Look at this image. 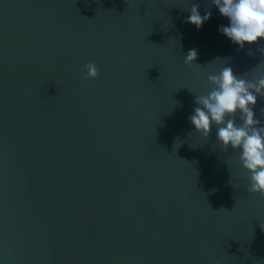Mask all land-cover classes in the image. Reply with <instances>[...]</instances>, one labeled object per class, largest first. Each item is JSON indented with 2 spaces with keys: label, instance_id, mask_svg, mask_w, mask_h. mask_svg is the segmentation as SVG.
Masks as SVG:
<instances>
[{
  "label": "water",
  "instance_id": "water-1",
  "mask_svg": "<svg viewBox=\"0 0 264 264\" xmlns=\"http://www.w3.org/2000/svg\"><path fill=\"white\" fill-rule=\"evenodd\" d=\"M228 24L211 0H0V264H264V195L189 120L209 74L264 72Z\"/></svg>",
  "mask_w": 264,
  "mask_h": 264
},
{
  "label": "clouds",
  "instance_id": "clouds-1",
  "mask_svg": "<svg viewBox=\"0 0 264 264\" xmlns=\"http://www.w3.org/2000/svg\"><path fill=\"white\" fill-rule=\"evenodd\" d=\"M220 14L229 20L227 26H220L219 32L233 44L244 49L245 45L258 44L264 40V0H211ZM211 5L201 15L198 4H192L190 15L185 23L202 29L211 18ZM264 54V46L257 49ZM251 55V53H249ZM198 50L190 49L185 56V64L200 68L195 61ZM264 63V62H262ZM261 64L252 70L254 77L248 74L236 75L232 67L226 65L218 73L209 74L207 80L211 85L206 94L195 95L198 105L189 117L195 130L202 137L209 139L213 126L216 138L222 150L229 148L237 152L243 169L248 174L247 191L250 194L264 195V123L256 118L254 111L258 97H264V72ZM86 80L99 78L95 63L84 66ZM264 116V108L260 109ZM239 119L240 123H237ZM225 210V209H224ZM264 228V227H262Z\"/></svg>",
  "mask_w": 264,
  "mask_h": 264
}]
</instances>
